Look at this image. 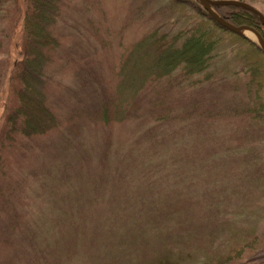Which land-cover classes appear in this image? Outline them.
<instances>
[{"label": "rangeland", "instance_id": "rangeland-1", "mask_svg": "<svg viewBox=\"0 0 264 264\" xmlns=\"http://www.w3.org/2000/svg\"><path fill=\"white\" fill-rule=\"evenodd\" d=\"M241 1L264 13V0ZM194 2L64 3L53 32L60 44L44 69L45 102L58 124L8 146L0 141V264H156L164 256L173 264H264V163L245 172L220 167L216 188L207 177L214 171L197 165L204 159L175 173L178 149L159 123L148 131L178 103L175 87L135 86L131 62L139 55L129 59L128 76L121 72L132 47L151 33L191 25ZM18 3L7 0L0 11V125L15 100L10 77L21 61ZM166 122L172 128L163 132L177 127ZM224 123L214 125L223 130ZM258 149L264 161V139ZM187 204L195 205L177 227L167 210ZM253 229L254 248L224 260Z\"/></svg>", "mask_w": 264, "mask_h": 264}, {"label": "trees", "instance_id": "trees-1", "mask_svg": "<svg viewBox=\"0 0 264 264\" xmlns=\"http://www.w3.org/2000/svg\"><path fill=\"white\" fill-rule=\"evenodd\" d=\"M17 1L21 10L22 54L19 64L13 65L15 71L10 77L13 81L9 86L15 100L5 109V120L0 125V141L6 140L7 146L16 138L43 135L58 124L57 116L45 102L44 69L59 47L53 32L62 6L69 0ZM194 1L191 5L197 7V16L191 25L174 33H151L148 39L132 47L123 60L121 72H127L128 76L129 59L139 55L131 62L134 76L138 78L132 80L135 86L139 81L141 87L161 81L175 87L178 103L158 113L159 117L148 131L152 132L159 123L163 139L172 142V149H178L180 157L175 164L181 171L174 169L175 173L184 174L185 165H196V158L204 159L197 165L207 175L214 171L207 177L216 188L220 182L216 180L220 167L224 166L222 170L227 172L235 167L245 172L264 163L258 149L263 147L264 139V54L254 40L226 30ZM6 2L0 0V11ZM214 9L231 24L254 27L264 38L262 22L254 13L232 5H217ZM144 62H149L147 68ZM135 113L140 111L135 108ZM168 119L177 120V127L163 132L166 125L172 128L171 123L166 122ZM215 119L225 121L223 130L214 125ZM190 130L191 136L186 134ZM259 176L264 177V172H259ZM191 197L188 193L185 200ZM193 205H174L167 214L176 219L178 227L180 221L188 218L181 215L183 211ZM250 233L253 234L246 237L240 247H231L232 253L223 255L224 260L241 258L245 250L254 248L258 237L254 229ZM156 264H173V261L164 256L158 258Z\"/></svg>", "mask_w": 264, "mask_h": 264}, {"label": "water", "instance_id": "water-1", "mask_svg": "<svg viewBox=\"0 0 264 264\" xmlns=\"http://www.w3.org/2000/svg\"><path fill=\"white\" fill-rule=\"evenodd\" d=\"M197 2L201 5L202 9H204L207 14H209V18L213 19L226 30H229L231 31V33L233 32L238 35H245V33H248L251 36L252 40L257 43V45L264 54V38L255 28L246 24H231L214 10V6L232 5L242 7L257 15L259 17L260 22H262V26L264 27V16L259 10L244 1L240 2V0H197Z\"/></svg>", "mask_w": 264, "mask_h": 264}]
</instances>
